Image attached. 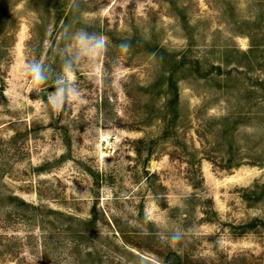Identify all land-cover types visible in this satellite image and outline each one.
Wrapping results in <instances>:
<instances>
[{
	"label": "rangeland",
	"instance_id": "374dc122",
	"mask_svg": "<svg viewBox=\"0 0 264 264\" xmlns=\"http://www.w3.org/2000/svg\"><path fill=\"white\" fill-rule=\"evenodd\" d=\"M0 204V264H264V0H0Z\"/></svg>",
	"mask_w": 264,
	"mask_h": 264
},
{
	"label": "clouds",
	"instance_id": "9594fccd",
	"mask_svg": "<svg viewBox=\"0 0 264 264\" xmlns=\"http://www.w3.org/2000/svg\"><path fill=\"white\" fill-rule=\"evenodd\" d=\"M79 43L81 45H88L89 41H93V43L90 45V49L95 54L99 55L103 49L106 48V42L102 36L95 37L90 36L84 31H81V33L78 36ZM120 47L124 50H127L129 45L126 43H122ZM25 72L26 75H28L31 78V81L34 85L40 86L43 85L47 81V77L45 75V71L43 66L38 62H28L25 66ZM66 92V88H62L59 84L55 87V94L60 100V106H63V99ZM73 94L75 93V90H73ZM170 239L175 242H179L182 239L181 234H173Z\"/></svg>",
	"mask_w": 264,
	"mask_h": 264
},
{
	"label": "trees",
	"instance_id": "16d2710c",
	"mask_svg": "<svg viewBox=\"0 0 264 264\" xmlns=\"http://www.w3.org/2000/svg\"><path fill=\"white\" fill-rule=\"evenodd\" d=\"M10 198H13L14 203H10L9 205H5L6 208L11 207L12 209H17V210H22V209H26V211H30L31 213H33L35 216L38 215L39 213H42V209L44 208V206L42 205H34L33 203L27 202L24 199L18 198L16 196H10ZM15 202L18 203V205L15 204ZM2 207V205L0 204V208ZM50 212L53 215H63L60 211H56V210H52L49 209Z\"/></svg>",
	"mask_w": 264,
	"mask_h": 264
}]
</instances>
